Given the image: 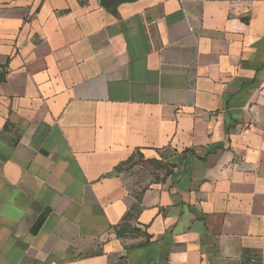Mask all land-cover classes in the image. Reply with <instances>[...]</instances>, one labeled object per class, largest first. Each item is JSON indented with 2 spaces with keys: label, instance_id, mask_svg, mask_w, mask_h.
Returning <instances> with one entry per match:
<instances>
[{
  "label": "crops",
  "instance_id": "0c3cea01",
  "mask_svg": "<svg viewBox=\"0 0 264 264\" xmlns=\"http://www.w3.org/2000/svg\"><path fill=\"white\" fill-rule=\"evenodd\" d=\"M106 1L0 0V264H264V0Z\"/></svg>",
  "mask_w": 264,
  "mask_h": 264
},
{
  "label": "trees",
  "instance_id": "16d2710c",
  "mask_svg": "<svg viewBox=\"0 0 264 264\" xmlns=\"http://www.w3.org/2000/svg\"><path fill=\"white\" fill-rule=\"evenodd\" d=\"M103 5L105 6V8L109 9L112 13H115V7L113 5H110L106 0H102ZM117 234L121 235L124 232H129L131 231V229L128 226L125 227H120L116 229Z\"/></svg>",
  "mask_w": 264,
  "mask_h": 264
}]
</instances>
